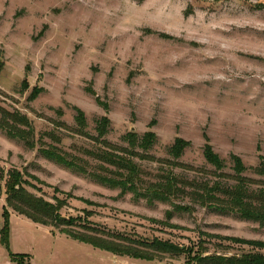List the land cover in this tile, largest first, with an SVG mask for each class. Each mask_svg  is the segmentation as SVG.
I'll return each instance as SVG.
<instances>
[{"label": "rangeland", "instance_id": "374dc122", "mask_svg": "<svg viewBox=\"0 0 264 264\" xmlns=\"http://www.w3.org/2000/svg\"><path fill=\"white\" fill-rule=\"evenodd\" d=\"M1 111L27 118L35 142L30 149L0 129L2 187L8 171L21 172L27 192L63 203L61 216L74 224L47 227L8 207L7 249L3 189L0 264H17L10 253L29 255L28 264H194L202 253L257 252L234 239L264 241L258 223L200 205L168 220L170 204L120 196L40 153L56 147L99 172L101 162L90 153L105 150L102 140L127 148L128 133L154 132L148 153L155 160L134 158L146 185L173 170L185 181L232 186L230 157L237 155L243 176L253 180L248 187L264 189L258 174L264 171V0H0ZM104 117L111 123L97 141ZM177 138L190 143L178 161L191 169L170 164ZM207 144L225 161L220 173L227 177L206 162ZM174 202L193 204L188 197ZM65 228L136 242L156 238L189 252L156 261L119 257L71 239Z\"/></svg>", "mask_w": 264, "mask_h": 264}, {"label": "trees", "instance_id": "16d2710c", "mask_svg": "<svg viewBox=\"0 0 264 264\" xmlns=\"http://www.w3.org/2000/svg\"><path fill=\"white\" fill-rule=\"evenodd\" d=\"M38 93L32 95L31 99L36 98ZM76 122L81 128L86 127V118L84 113L77 109ZM110 120L102 118L97 124V141H101L108 133ZM24 126L26 130L21 129ZM0 129L5 131L10 139L23 141L30 149L35 148L33 128L27 118L19 114H9L1 111ZM87 135V134H85ZM124 139L128 143L127 148H119L110 144L107 140L101 143L106 147L100 152H91L90 155L101 162L100 171H89L86 166L79 161L69 158L65 152L56 147L40 149V153L52 163L62 166L78 175H84L112 190H119L120 196L132 194L136 200H145L149 204L160 202L170 204L172 211L167 212L168 220L172 219L173 212H194L195 205L212 209L223 215H236L243 221L258 223L264 227V189L253 191L248 187L253 180L243 176L246 172L241 158L237 155H231L233 164L234 179L237 183L232 186H223L219 182L213 185L209 183H195L185 181L177 176L173 170L168 171L155 183L146 185L143 178V170L135 162L134 158L140 160L153 161L155 158L149 155V151L157 142V136L154 132H146L140 136L136 132L128 133ZM190 143L177 138L169 148V154L173 161L170 164L175 168H188L178 160L183 156ZM204 157L208 164L212 165L217 171L219 177H227L220 173L225 169V161L213 151L210 144L204 148ZM107 165V166H106ZM258 174L264 175V171L258 170ZM3 176L0 177V192L5 193L6 206L4 207V224L1 230V242L3 246L9 249V208L27 217L33 222L44 226L65 225L73 226L74 222L68 219H61L60 210L63 203L57 200V204L46 202L27 192L25 186L26 180L21 172L14 170L8 171L4 187H2ZM186 186L194 188L191 192L186 190ZM188 197L193 204L180 205L174 202L175 199ZM97 231V230H91ZM71 239L88 244L94 248L107 251L119 257H128L131 259L156 261L161 255L179 256L189 252L184 246L174 244L170 241L153 239L152 241H134L123 237H114L101 234L93 235L81 232H73L66 228L62 231ZM252 248L247 253L241 255H206L204 253L194 257V264H264V241L257 240H232ZM29 255H15L10 253V259L17 264H28L25 259Z\"/></svg>", "mask_w": 264, "mask_h": 264}, {"label": "crops", "instance_id": "0c3cea01", "mask_svg": "<svg viewBox=\"0 0 264 264\" xmlns=\"http://www.w3.org/2000/svg\"><path fill=\"white\" fill-rule=\"evenodd\" d=\"M5 199V198H4ZM4 202H5V200H4ZM5 205H6V202H5V204H4V207H5ZM25 217V216H24ZM27 218V217H26ZM28 219V218H27ZM30 220V219H29ZM32 221V220H31ZM33 222V221H32ZM35 223V222H34ZM37 224V223H36ZM81 243V242H80ZM88 245V244H87ZM91 246V245H90ZM93 247V246H92ZM97 249V248H96Z\"/></svg>", "mask_w": 264, "mask_h": 264}, {"label": "water", "instance_id": "95a60500", "mask_svg": "<svg viewBox=\"0 0 264 264\" xmlns=\"http://www.w3.org/2000/svg\"><path fill=\"white\" fill-rule=\"evenodd\" d=\"M61 219H66V218H64V217H61Z\"/></svg>", "mask_w": 264, "mask_h": 264}]
</instances>
